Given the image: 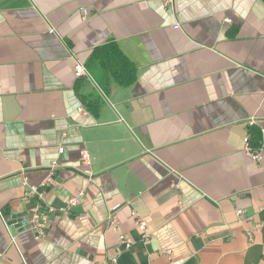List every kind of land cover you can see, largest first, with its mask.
I'll return each instance as SVG.
<instances>
[{
	"label": "crops",
	"instance_id": "crops-1",
	"mask_svg": "<svg viewBox=\"0 0 264 264\" xmlns=\"http://www.w3.org/2000/svg\"><path fill=\"white\" fill-rule=\"evenodd\" d=\"M113 41L137 66L128 87L90 61ZM262 126L264 0H0V264H171L168 249L174 264H264V228L247 234L264 221V151L244 150ZM53 161L37 240L23 174L40 183Z\"/></svg>",
	"mask_w": 264,
	"mask_h": 264
},
{
	"label": "built area",
	"instance_id": "built-area-1",
	"mask_svg": "<svg viewBox=\"0 0 264 264\" xmlns=\"http://www.w3.org/2000/svg\"><path fill=\"white\" fill-rule=\"evenodd\" d=\"M88 15V10L83 9V18H86ZM175 28H180L178 24L174 25ZM50 32H54L53 29L50 30ZM74 74L77 78H85L90 77V72L88 70V67L86 63H82L79 59H74ZM83 110V108H80ZM254 124V122L252 123ZM262 130V140L260 141V145H255L252 143V137L251 134L248 133L245 135L244 138V150L247 153V155L253 159L254 161L260 163L263 160V151H264V126L261 127ZM60 152H64V147L61 146L59 148ZM80 164L81 168L80 171L84 175L87 180H93L96 172L94 171V164H93V156L85 147L80 149ZM59 164L57 161H53L49 164L48 167V173L40 183H33L27 172H24L23 174V184L25 186L24 195L25 198H31L35 197L37 199V202L35 205L32 206L30 210V223H31V230L33 231L34 238L37 240L46 238L47 231L51 225V214L56 212V208L51 206L48 203V191L52 187L59 186L60 182L57 179V171L59 169ZM85 189H79L74 196L70 197L67 201V204L63 207L65 211H70L71 207H74L80 200L81 196H83L85 193ZM260 210H264V199L262 200V204L260 207ZM1 214V212H0ZM237 217L240 218V220H248L252 219V216H247V212L244 208H237L236 209ZM132 216L134 217L136 226L143 232L145 240H148L150 237L149 231H148V224L147 221L142 217V215L135 209L132 210ZM117 223L115 221L112 222L113 226H117ZM264 228V221L259 223H254L253 228H248V235L250 238H252L253 230L255 229H262ZM118 229V228H117ZM120 241L125 243L126 246H130V243H128L125 239V235L123 233H120ZM12 243L16 244V238L12 237ZM169 254V260L171 264H174L171 257V251L168 249L165 251ZM116 260L112 259L111 264H115Z\"/></svg>",
	"mask_w": 264,
	"mask_h": 264
},
{
	"label": "trees",
	"instance_id": "trees-1",
	"mask_svg": "<svg viewBox=\"0 0 264 264\" xmlns=\"http://www.w3.org/2000/svg\"><path fill=\"white\" fill-rule=\"evenodd\" d=\"M90 61L120 86L128 87L138 77L136 64L125 55L115 41L96 47ZM91 102L92 100L89 101V103ZM257 138L258 134H254L255 142Z\"/></svg>",
	"mask_w": 264,
	"mask_h": 264
}]
</instances>
